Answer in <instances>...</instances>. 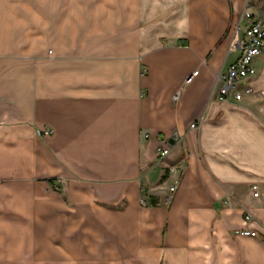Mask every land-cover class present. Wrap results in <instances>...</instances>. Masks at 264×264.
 I'll return each mask as SVG.
<instances>
[{"label": "crops", "instance_id": "0c3cea01", "mask_svg": "<svg viewBox=\"0 0 264 264\" xmlns=\"http://www.w3.org/2000/svg\"><path fill=\"white\" fill-rule=\"evenodd\" d=\"M262 10L0 0V264H264V55L253 94L216 93L233 30ZM245 211L258 236L236 233Z\"/></svg>", "mask_w": 264, "mask_h": 264}, {"label": "built area", "instance_id": "2783aa9c", "mask_svg": "<svg viewBox=\"0 0 264 264\" xmlns=\"http://www.w3.org/2000/svg\"><path fill=\"white\" fill-rule=\"evenodd\" d=\"M243 17L246 20L244 28L239 24L236 27L235 35L232 41V47L238 50V56L232 61L222 73L218 76V86L216 89L217 97L220 101H229L233 98L235 101L242 100L246 95L254 93L253 87L250 84V78L253 77L257 69L255 60L258 56L264 55V10L255 13L245 11ZM198 70L193 71L185 79V83H190L194 76L198 74ZM260 95L264 97V90H261ZM176 95L175 98H177ZM191 128H199V122H193ZM37 135L44 136L53 133L50 127L37 128ZM148 134H146V137ZM172 148L170 146L159 145L156 148V162H162L170 155ZM183 169L182 165H174L170 167L172 174H177L172 184L170 185L171 195L167 198L168 202L172 200V193L177 189L179 184V172ZM59 183L55 180H48L47 190L50 192L60 191ZM251 191L255 197L260 194L258 184L251 185ZM229 201V199L227 200ZM254 219V215L250 211H245L244 221L245 227L237 230V234L245 236H258L257 230L249 226V222Z\"/></svg>", "mask_w": 264, "mask_h": 264}, {"label": "rangeland", "instance_id": "374dc122", "mask_svg": "<svg viewBox=\"0 0 264 264\" xmlns=\"http://www.w3.org/2000/svg\"><path fill=\"white\" fill-rule=\"evenodd\" d=\"M242 28H244V24H242ZM235 30H236V28H235ZM235 30H233V35H235ZM234 38V37H233Z\"/></svg>", "mask_w": 264, "mask_h": 264}, {"label": "trees", "instance_id": "16d2710c", "mask_svg": "<svg viewBox=\"0 0 264 264\" xmlns=\"http://www.w3.org/2000/svg\"><path fill=\"white\" fill-rule=\"evenodd\" d=\"M151 203H153V204H154V203H155V201H154V202H151Z\"/></svg>", "mask_w": 264, "mask_h": 264}]
</instances>
